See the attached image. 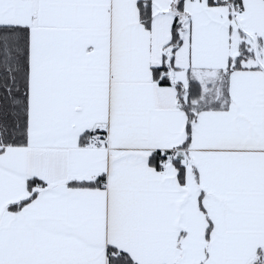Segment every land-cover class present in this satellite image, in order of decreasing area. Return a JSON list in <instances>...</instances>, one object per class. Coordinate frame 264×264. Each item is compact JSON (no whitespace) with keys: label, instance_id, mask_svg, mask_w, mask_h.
<instances>
[{"label":"snow or ice","instance_id":"snow-or-ice-1","mask_svg":"<svg viewBox=\"0 0 264 264\" xmlns=\"http://www.w3.org/2000/svg\"><path fill=\"white\" fill-rule=\"evenodd\" d=\"M0 264H264V0H0Z\"/></svg>","mask_w":264,"mask_h":264}]
</instances>
